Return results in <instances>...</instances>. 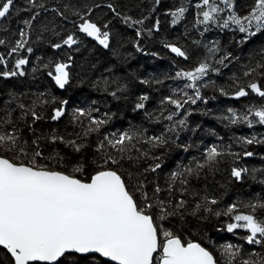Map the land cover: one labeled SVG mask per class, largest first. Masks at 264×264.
I'll return each mask as SVG.
<instances>
[{
  "label": "trees",
  "instance_id": "trees-1",
  "mask_svg": "<svg viewBox=\"0 0 264 264\" xmlns=\"http://www.w3.org/2000/svg\"><path fill=\"white\" fill-rule=\"evenodd\" d=\"M37 2L44 6L32 7L29 0H14L9 15L0 20V39L5 41L0 44V55L5 58V62L0 63V73L16 70L17 59L28 61L22 68L23 76L0 75V109H15L13 119L26 140L31 142L42 137L38 142L45 157H55L57 153L63 157L59 163L56 159L40 162L55 170L74 174L85 182L98 167H111L129 182L130 189L138 199L142 197L139 182H143V192L167 202L169 211L183 199L186 210L182 217L173 215L165 220L157 219V223L179 236L184 243H200L213 253L218 264H227L223 248L229 244L241 249L237 262L241 258L251 257L255 260L264 257V243L248 244L244 238L249 233L244 229L238 228L229 233L227 224L235 221L231 216L223 215L224 210L232 204H237L241 212L248 213L251 209L245 205L249 201L264 202V144L247 145L240 139L255 136L258 140H264V125L259 124L253 114L256 110H264V97L247 88L252 81L264 85V68H257L249 76L244 75L257 64H264V32L248 37L246 33L239 32L235 24L222 27L230 14L222 0H209L210 5L214 3L223 11L216 23L208 24L197 23L203 20L202 13L209 10V6L203 5V0H159V3L156 0ZM109 4L119 15L108 8ZM254 5L255 0H233L231 11L242 18L249 15ZM181 7L185 9L184 16L173 24L172 13ZM89 8L91 14L87 18L110 34L107 49L99 47L78 31L81 21L74 11L84 15ZM58 12L64 13L66 19ZM33 16L35 19H32ZM125 17L143 20V24L126 23ZM105 24L107 28L103 27ZM21 31L27 33V44L18 53H11L20 40ZM137 31L140 32L139 36ZM69 34L80 42L72 48L66 45L54 47L57 43L62 44ZM166 45L180 47L188 59L171 55ZM29 47L31 53L27 51ZM211 49L217 51L212 52ZM225 54L229 58L221 65L217 61ZM205 60L219 71H210L204 80L197 82L198 85L208 84L207 87H200L202 99L196 104H185L181 110L163 103L174 91L177 92L176 98H186L178 91L180 89L194 96L193 89L184 88L189 81L177 78L176 73L193 71ZM61 63L70 65L67 69L69 82L64 88H60L53 79L56 65ZM240 86L245 87L249 95L237 99L234 94ZM220 89H223V93ZM113 92H116L115 96L111 94ZM143 96L148 99L142 100ZM38 97L34 110L42 118L33 122L29 114L17 120L22 115L18 104L32 107ZM64 101L67 103H62ZM139 103H143L144 108L138 109L136 105ZM58 108L64 109V115L59 120H53L54 111ZM229 109L237 115H247L253 121V126L248 127L247 122L230 123V119H225L231 116ZM77 110L91 111V117H77ZM162 111L164 116L178 114L173 121H167L160 115ZM3 114L0 111V115ZM157 117L159 122L156 121ZM91 119H102L106 123L98 132L85 135L89 127H95L90 124ZM181 119H185L183 127L177 125L175 132H167L169 126ZM126 131H142L145 138L165 134L170 139L165 146L156 149L141 140L136 144L141 151L133 149L130 153L132 160L125 158L119 165L104 164L103 154L97 151L98 145L101 142L107 145L105 136L111 138L113 133L119 135ZM51 135L63 137L65 142L84 144L85 147L81 152H76L65 142L52 144L48 140ZM212 146L238 153L239 158L225 155L218 158V163L197 169L198 163L205 162V152ZM106 151L117 155L111 148H106ZM244 151L253 152V156L243 155ZM143 152H148V156H144ZM156 163H160L161 168L151 172V166ZM80 164L84 166V171L73 173V169ZM188 167L195 172L187 177V184L181 185L178 179L169 191L172 174ZM233 167L247 168L249 171L237 180L231 175ZM157 186L161 189L159 194L155 193ZM204 197L217 199L216 205L208 207L220 211L221 215L204 212L203 208L196 215L191 214L197 204L204 205ZM156 211L158 214L159 210ZM254 215L264 220V209L258 208ZM159 239L161 243L164 240L162 235ZM77 259L83 264L102 262L100 258ZM0 264H11V258L1 248ZM64 264L70 262L65 261Z\"/></svg>",
  "mask_w": 264,
  "mask_h": 264
},
{
  "label": "snow or ice",
  "instance_id": "snow-or-ice-1",
  "mask_svg": "<svg viewBox=\"0 0 264 264\" xmlns=\"http://www.w3.org/2000/svg\"><path fill=\"white\" fill-rule=\"evenodd\" d=\"M29 2L32 7L44 6L37 0H29ZM156 2L159 3V0ZM222 3L230 13L228 18L223 21L222 27L228 28L230 24H235L238 26L239 32L246 33L248 37H254L257 33L264 32V0H255V5L249 15L242 18L231 11L233 0H222ZM13 4L14 0H0V20L9 15ZM203 5L209 6V10L202 13L203 20H198L197 23H216L218 15L223 10L215 6L214 3L210 5L209 0H203ZM108 8L116 13L112 4H109ZM67 9L66 5L65 10ZM53 11L57 10L53 9ZM184 12L185 9L181 7L172 13L173 24L184 16ZM58 14L64 17V13L58 12ZM74 14L81 21L78 24V31L107 49L110 34L108 31H102L97 23L87 18L91 14V9L89 8L84 15L80 11H74ZM116 14L119 15V13ZM64 18L66 19V17ZM32 19H35V16ZM124 20L126 23L143 24V20H132L131 17H125ZM28 26L31 27L30 23ZM103 27L107 28V24ZM253 28L254 30H252ZM156 30H159L158 22ZM137 35H140L139 31H137ZM26 37L27 33L21 31L20 40L11 49V53H18L20 49L24 48L27 44ZM79 42L78 38L69 34L63 39L62 44L57 43L54 47L61 48L66 45L72 48ZM4 43L5 41L0 39V44ZM166 47H169L171 52L177 56L188 59L186 52L180 47L173 45H166ZM137 49L140 50L138 45ZM27 51L31 53L32 49L29 47ZM210 51L215 52L217 49ZM228 58V55L225 54L217 62L224 65ZM4 62V56L0 55V63ZM27 63L26 59H17L16 70L5 71L0 75L4 77L23 76L25 73L22 68ZM69 67L70 65L67 63L56 65V75L53 76V79L60 88H64L69 82V72L66 70ZM257 68H264V64H257L255 68L246 71L244 75H251L257 71ZM210 71L218 72L219 70L212 68L207 60L199 63L193 71H178L176 77L189 81L184 85V88L193 89L194 96L180 89L178 91L186 98H176L177 92L174 91L173 95L166 97L163 103L172 105L177 110L183 109L184 105L188 103L196 104L198 100L202 99L200 87L208 86L207 83L198 85L197 82L204 80ZM141 82L147 83V81ZM247 88L252 93L264 97V85L252 81L247 84ZM220 90L223 93V89ZM111 94L115 96L116 92ZM247 95L249 92L243 86L238 87L234 94L237 99ZM141 99L146 101L148 97L143 96ZM38 101L39 97L37 101H33L32 107H26L23 103H19L18 107L22 110V115L16 119H23L30 114L33 122L40 120L42 117L34 110ZM62 103L66 104L67 101ZM136 107L142 109L144 104L139 103ZM0 111L4 113L0 115V247L10 254L11 264H64L65 261L70 264H83L77 257L89 260L103 258L101 264H107V262H112V264H218L213 253L201 246L200 243H184L179 236L157 223V219L165 220L173 215L182 217L186 210V201L179 200L169 211L167 202L156 196L149 197L146 192H143V182H139L142 197L138 199L130 189L129 182L111 167H98L88 182L82 181L74 174L50 168L40 161L56 159L59 163L63 157L59 153L55 157H45L38 142L42 137L29 142L18 131L16 120L12 116L15 109L6 108L0 109ZM249 111L252 110L249 109ZM229 112L231 116L225 117V119H230V123L247 122L248 127L253 126V121L247 115H237L231 109ZM177 114L178 112L164 116L162 111L160 115L167 121H173ZM253 114L258 118L257 122L264 125V110H256ZM63 115L64 109L58 108L54 111L52 119L59 120ZM76 115L77 117H91V111L77 110ZM156 121L159 122V117L156 118ZM105 123L106 121L102 119H91L90 124L95 127H89L84 134L98 132ZM177 125L183 127L185 119L173 123L167 128V132H175ZM104 139L107 141V145L101 142L97 147V151L103 154V163L119 165L120 161L125 158L133 159V156L130 155L133 149H136L137 152L141 151L136 148V144L141 140L145 144L151 145L152 149H156L165 146L170 138L165 134L145 138L142 131H126L119 135L113 133L111 138L105 136ZM240 139L243 144L247 145L264 144V140H258L255 136ZM48 140L52 144L58 141L65 142L63 137L56 135H51ZM65 143L70 144L76 152H81L85 147L84 144H77L75 141H66ZM106 148L115 150L117 155L114 156L107 152ZM142 154L148 156L149 153L143 152ZM225 155L239 158L240 154L226 152L217 146H212L205 152V162L198 163L196 167L203 169L205 166L214 165L219 162L218 158ZM243 155L250 157L253 156V152L244 151ZM154 159H159V157H154ZM95 163L99 164L100 162L95 161ZM160 168L161 164L156 163L151 166L150 171L156 172ZM83 171L82 164L73 169V173ZM248 171L247 168L233 167L231 175L240 180L242 175ZM194 172L193 168L188 167L183 171L173 173L169 191L178 179L181 185L187 184V177L193 175ZM196 174L198 175V172ZM160 192L161 189L157 186L155 193L159 194ZM217 203L215 198L204 197V205L197 204L191 214L196 215L203 208L204 212H215V215L219 216L221 215L220 211L208 207V205ZM245 207L250 208L251 211L243 213L237 204H232L224 210L223 215L231 216L235 221L227 224V231L231 233L238 228L244 229L249 233L244 238L248 244H262L264 243V220L259 219L254 213L258 208L264 209V202L249 201ZM157 209L159 210L158 214ZM161 235L164 238L162 243L159 239ZM158 251L157 258L154 254ZM240 251L238 246L231 244L224 246L223 253L227 258V264L237 262ZM237 264H264V257H258L255 260L251 257L241 258Z\"/></svg>",
  "mask_w": 264,
  "mask_h": 264
},
{
  "label": "water",
  "instance_id": "water-1",
  "mask_svg": "<svg viewBox=\"0 0 264 264\" xmlns=\"http://www.w3.org/2000/svg\"><path fill=\"white\" fill-rule=\"evenodd\" d=\"M82 35H85L86 36V34H83V33H81ZM87 37V36H86ZM87 39H89L90 41H92L93 43H95L96 45H98L99 47H103L102 45H100L97 41H95V40H93L92 38H90V37H87ZM169 52H170V54L171 55H173V56H177L175 53H173V52H171V50H169ZM27 60V59H26ZM26 65H24L23 67H25ZM67 70V69H66ZM1 249H3L2 247H0ZM4 251H6L5 249H3ZM7 253V252H6ZM158 253H159V251H158ZM158 253H156V254H158ZM8 254V253H7ZM156 254H154V256L156 255ZM9 255V257H10V254H8ZM11 258V257H10ZM101 260H103V258H100ZM107 263H109V264H112V262H107Z\"/></svg>",
  "mask_w": 264,
  "mask_h": 264
},
{
  "label": "rangeland",
  "instance_id": "rangeland-1",
  "mask_svg": "<svg viewBox=\"0 0 264 264\" xmlns=\"http://www.w3.org/2000/svg\"><path fill=\"white\" fill-rule=\"evenodd\" d=\"M85 36V35H84ZM86 37V36H85ZM87 38V37H86ZM89 40V39H88ZM155 256H159V253L158 254H156Z\"/></svg>",
  "mask_w": 264,
  "mask_h": 264
}]
</instances>
